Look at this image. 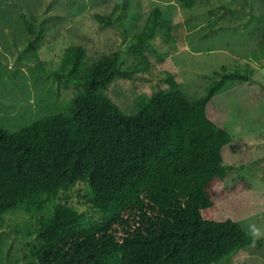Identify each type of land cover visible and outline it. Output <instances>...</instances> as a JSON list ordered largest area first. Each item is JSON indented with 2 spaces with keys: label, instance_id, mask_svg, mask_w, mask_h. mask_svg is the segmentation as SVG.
<instances>
[{
  "label": "trees",
  "instance_id": "obj_1",
  "mask_svg": "<svg viewBox=\"0 0 264 264\" xmlns=\"http://www.w3.org/2000/svg\"><path fill=\"white\" fill-rule=\"evenodd\" d=\"M192 8L196 0H179ZM128 0H122L127 5ZM100 19H110L97 14ZM161 11L153 10L149 41ZM83 45L68 46L51 71L76 94L69 110L40 117L19 129L0 127V219L13 209L36 216L30 264H223L261 242L241 218L249 213L244 181L222 187L233 167L225 148L233 133L216 117L212 101L231 81L251 80L252 68L222 66L205 93L190 98L173 72L137 114L125 113L105 93L123 66L119 53L104 55L89 73ZM78 182L90 185L87 216L56 203ZM230 203L235 214L225 213Z\"/></svg>",
  "mask_w": 264,
  "mask_h": 264
},
{
  "label": "rangeland",
  "instance_id": "obj_2",
  "mask_svg": "<svg viewBox=\"0 0 264 264\" xmlns=\"http://www.w3.org/2000/svg\"><path fill=\"white\" fill-rule=\"evenodd\" d=\"M161 11L154 36L142 41L153 10ZM97 14L109 17L100 19ZM83 45L89 73L104 55L119 53L123 66L138 71L117 75L105 89L127 114L135 115L155 91L167 89L175 74L190 98L201 96L222 66L252 68L251 80L231 81L211 105L217 119L233 133L225 148L233 167L223 188L244 181L241 197L249 210L240 220L250 232L264 233V0H0V127L13 131L48 114L67 111L76 94L50 72L58 69L68 46ZM90 185L78 182L56 203H67L87 216ZM225 213L235 214L230 203ZM36 216L13 209L0 219V264H30ZM261 242L223 264H264Z\"/></svg>",
  "mask_w": 264,
  "mask_h": 264
},
{
  "label": "clouds",
  "instance_id": "obj_3",
  "mask_svg": "<svg viewBox=\"0 0 264 264\" xmlns=\"http://www.w3.org/2000/svg\"><path fill=\"white\" fill-rule=\"evenodd\" d=\"M250 235L252 236V239H253L254 242L257 239H260V238L264 237V233H262L261 230L256 228L255 226L251 227Z\"/></svg>",
  "mask_w": 264,
  "mask_h": 264
}]
</instances>
